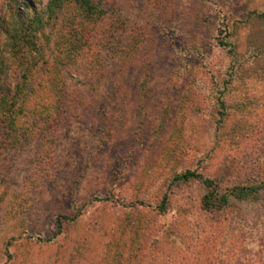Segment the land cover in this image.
I'll use <instances>...</instances> for the list:
<instances>
[{
  "label": "rangeland",
  "instance_id": "1",
  "mask_svg": "<svg viewBox=\"0 0 264 264\" xmlns=\"http://www.w3.org/2000/svg\"><path fill=\"white\" fill-rule=\"evenodd\" d=\"M20 2L48 0L0 20ZM101 2L93 54L59 74L75 109L0 154V264H264V191L204 210L172 180H264V0Z\"/></svg>",
  "mask_w": 264,
  "mask_h": 264
},
{
  "label": "trees",
  "instance_id": "2",
  "mask_svg": "<svg viewBox=\"0 0 264 264\" xmlns=\"http://www.w3.org/2000/svg\"><path fill=\"white\" fill-rule=\"evenodd\" d=\"M101 1L48 0L40 13L32 10L30 15L26 14L27 2H20L12 15L0 20V35L4 37L0 49V154L8 149H22L35 132V120L39 126H48L57 116L75 109L72 95L63 83L59 84V74L66 67L78 72L85 55L93 54L96 25L106 15L105 9L99 8ZM257 17L264 18V12ZM99 40L106 46L105 39ZM50 46V55L44 57L43 52ZM74 56H79L81 62L75 61ZM15 75L17 79L12 82ZM172 180L201 183L205 190L201 198L204 210L217 211L230 200H254L264 191V180L256 186L237 185L224 191L213 180L190 171ZM165 201L163 196L158 212L165 210ZM78 212L55 219L56 227L62 221L75 220Z\"/></svg>",
  "mask_w": 264,
  "mask_h": 264
}]
</instances>
